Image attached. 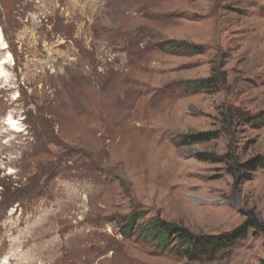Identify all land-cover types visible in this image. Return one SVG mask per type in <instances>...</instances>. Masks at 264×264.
I'll list each match as a JSON object with an SVG mask.
<instances>
[{
    "label": "rangeland",
    "instance_id": "obj_1",
    "mask_svg": "<svg viewBox=\"0 0 264 264\" xmlns=\"http://www.w3.org/2000/svg\"><path fill=\"white\" fill-rule=\"evenodd\" d=\"M0 31V264H264L260 234L199 263L141 228L264 219V169L235 188L197 158L264 156V126L248 122L264 115V0H0ZM210 76L216 88L190 84ZM202 131L220 135L179 144Z\"/></svg>",
    "mask_w": 264,
    "mask_h": 264
},
{
    "label": "trees",
    "instance_id": "obj_2",
    "mask_svg": "<svg viewBox=\"0 0 264 264\" xmlns=\"http://www.w3.org/2000/svg\"><path fill=\"white\" fill-rule=\"evenodd\" d=\"M166 45L173 51L200 53L203 48L190 42L167 40ZM219 81L213 77L200 78L190 81V84L201 91H208L218 86ZM250 123H262L264 115L257 114L249 117ZM218 131H202L191 134L179 135V144L192 146L213 141L219 137ZM197 158L213 164H225L227 172L234 178V187L239 188L244 183L253 180L254 174L264 169V156L256 155L247 160H239L231 153L217 155L210 152H200ZM245 221L236 228L218 234L196 233L190 228L169 222L161 218L149 220L142 225L146 237L150 238L156 246L163 251L171 250L177 256L190 262L212 263L224 261L231 257L238 244L245 240L251 233L264 237V219L255 209L247 211ZM141 216H133L128 221V226H138ZM135 224V225H134Z\"/></svg>",
    "mask_w": 264,
    "mask_h": 264
},
{
    "label": "bare ground",
    "instance_id": "obj_3",
    "mask_svg": "<svg viewBox=\"0 0 264 264\" xmlns=\"http://www.w3.org/2000/svg\"><path fill=\"white\" fill-rule=\"evenodd\" d=\"M1 45H6V42L3 39V35L2 32L0 31V47ZM12 58V55L9 53L7 56H5V58L0 60V73L2 76H5L6 78H8L9 74L6 70V64H8V62L10 61V59ZM8 125L17 127L18 123L16 121H14L11 117L8 119ZM8 263V259H5L3 264H7Z\"/></svg>",
    "mask_w": 264,
    "mask_h": 264
}]
</instances>
